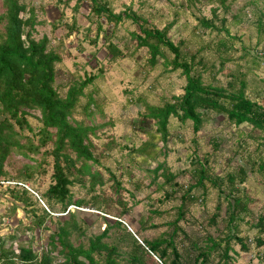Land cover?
I'll list each match as a JSON object with an SVG mask.
<instances>
[{
    "label": "rangeland",
    "instance_id": "1",
    "mask_svg": "<svg viewBox=\"0 0 264 264\" xmlns=\"http://www.w3.org/2000/svg\"><path fill=\"white\" fill-rule=\"evenodd\" d=\"M21 1L36 10L35 38L47 34L50 46L62 55V61L56 64L55 81L61 96H65L74 79L96 75L80 97L72 120L93 129L91 150L97 162L88 163L92 170L101 172L103 182L91 188L86 175L83 181L71 185L73 199L85 200L82 206H69L83 230L82 234L73 233L71 238L87 243L90 236L100 234L109 223L121 219L140 240L172 235L181 254L180 264H193L199 251L211 242L209 237L220 239L234 233L244 239L246 249L232 240V263L264 264V227L258 223L259 216L264 215V131L248 122L233 123L224 113L209 111L195 133L191 120L183 122L172 116L170 136L164 145L154 119L144 115L146 103L161 105L173 94L183 93L186 78L181 69L167 70L162 57L151 64L148 47L138 45L133 35L134 30H139L137 23L131 19L117 24L108 22L104 15L91 12V0ZM108 2L117 12L131 7L147 18L148 24L159 28L174 21L168 35L175 42L184 40L182 50L186 55H197L195 69L202 72L206 83L227 86L229 80L242 77L248 96L264 107V0ZM4 8L0 0V13ZM202 16L213 17L218 25L225 18L233 38L225 31L204 28L199 21ZM99 24L102 30L93 43ZM3 31L0 20V39ZM224 39L227 44L221 45ZM109 41L116 43L124 54L113 57L107 46ZM166 52L173 56L169 50ZM89 99L92 102L87 108ZM27 117L33 130L16 128L38 143L35 132L42 126L41 113L30 110ZM143 146L144 153L135 151ZM52 148L49 142L39 152L30 151L27 155L13 150L4 163L5 174L0 176V244L3 242L17 252L20 245H31L40 256L49 248V236L58 222L70 217L61 203L54 202L52 217H47L41 226L32 223L35 213H43V193L53 182ZM72 156L76 153L72 152ZM162 161L176 175L173 182L166 180L162 170L154 172ZM80 164L82 160L77 162ZM203 165L208 174L220 178L219 185L209 179L203 185L197 183L198 169ZM242 168L246 173L244 181ZM230 174L236 175L234 183L230 182ZM232 186L240 189L234 193L248 203L247 210L234 223L226 212L233 196L225 195ZM24 188L32 197L28 206L15 196V191L22 192ZM180 214L183 216L176 220ZM119 232L114 226L106 238L117 242L119 239L123 258L117 264H134L128 258L132 239L125 235L122 240L123 230ZM220 251L212 250L206 264H217ZM52 253L58 255V251ZM172 258L169 248L167 264ZM154 259L156 262L150 264H162L157 257ZM62 260V256L56 259Z\"/></svg>",
    "mask_w": 264,
    "mask_h": 264
},
{
    "label": "trees",
    "instance_id": "2",
    "mask_svg": "<svg viewBox=\"0 0 264 264\" xmlns=\"http://www.w3.org/2000/svg\"><path fill=\"white\" fill-rule=\"evenodd\" d=\"M4 11L0 13V20L3 21L4 31L0 39V176L5 174L4 163L13 150L27 155L30 151L39 152L40 148L52 142L53 148L50 153L53 155V182L43 193L46 200L43 213H35L33 225L41 226L47 217H52L51 206L61 203L63 211L70 215L68 219L59 221L56 229L49 236V248L38 253L31 245H20L17 252L12 247L0 244V264H117L123 258L118 242L106 239L110 230L116 226L121 232L120 238L129 235L132 239L133 248L129 251L128 258L134 264H150L156 262L154 256L162 264H167L169 248H171L172 260L168 264H180L181 254L174 242L173 236L156 237L153 239L140 240L132 233L121 219L114 224L109 223L100 234L90 236L88 242H76L71 238L73 233H83L81 225L75 219V212L69 206L75 204L82 206L84 199H73L71 185L75 181H83V177L89 176L91 188L103 182L99 170H92L89 161H96L97 158L91 150L92 139L90 133L93 130L90 126L83 125L77 120H72L73 111L78 104L80 97L85 94V88L94 80L96 75H88L84 78L74 79L61 96L55 86L56 64L62 61V55L55 48L50 46V37L44 34L36 39L34 32L38 24L37 13L34 7L28 6L21 0H3ZM77 7V5H76ZM91 12L98 16L106 17L108 22L115 24L124 19H131L137 23L139 30H134L133 35L138 45L148 47L150 62L155 65L162 57L164 67L167 70L181 69L185 75L186 83L184 92L173 94L170 99L161 105L146 103V117L154 119L156 131L159 133L164 145L167 144L170 136L169 124L172 116L181 121L191 120L194 132L197 133L203 122L207 119L209 111L224 113L228 119L236 124L248 122L254 127L264 131V107L253 98L249 97L246 88V80L242 77L231 79L227 86L206 83L201 71L195 69L196 54L186 55L182 50L184 40L175 42L169 35V29L174 21L169 22L164 28L148 24V19L136 12L131 7L122 11H115L108 0H91ZM215 15L216 10H214ZM200 24L204 28L225 31L230 38L229 28L225 25L226 19H221L218 25L214 18L200 17ZM261 27L263 23L259 22ZM102 30L99 24L96 30L93 43L97 42ZM107 38V33H104ZM221 45L227 42L221 41ZM109 52L113 57L123 55L122 49L112 41L108 44ZM173 56L169 57L166 50ZM198 62H201L200 59ZM237 80V81H235ZM91 99L86 105L89 108ZM30 110H39L41 113L42 126L35 135H38V143L33 137L23 136L22 129L33 130L28 114ZM18 126L20 130L16 128ZM23 138L26 140L23 141ZM147 144H149L147 142ZM136 152L144 153L145 146L135 148ZM72 152L76 156H72ZM82 160V164L77 165ZM264 168V163L261 164ZM155 173L162 170L167 181H174L176 175L170 170L165 161L159 162L153 169ZM199 178L197 183L204 184L209 179L215 186L219 185V177L208 174L205 165L198 169ZM245 170L242 168L241 181L245 180ZM115 183L120 182L111 173ZM229 179L234 183L235 174H230ZM174 184L178 185L177 182ZM119 188V187H118ZM191 190L189 186L187 192ZM239 188L232 186L225 195L233 196L229 199L226 212L229 214V221L234 223L238 215L247 210L248 203L240 194ZM17 199L25 206L32 204V197L29 190L24 188L22 192L15 191ZM42 199V198H40ZM183 202L186 199L182 196ZM48 204V205H47ZM219 207V206H218ZM218 213L215 214V216ZM183 215L180 214L176 220ZM258 223L264 227V215H260ZM237 226V224H234ZM210 243L199 251L193 264H206L212 250L220 248V259L217 264H233V250L231 241L236 239L243 249H246L244 239L234 233L217 239L211 238ZM58 251V255L52 253ZM62 256V261H56Z\"/></svg>",
    "mask_w": 264,
    "mask_h": 264
}]
</instances>
